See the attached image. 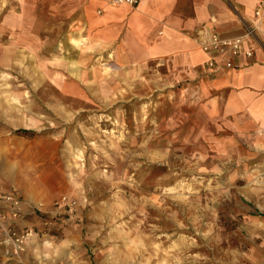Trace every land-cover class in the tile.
<instances>
[{
    "label": "rangeland",
    "instance_id": "1",
    "mask_svg": "<svg viewBox=\"0 0 264 264\" xmlns=\"http://www.w3.org/2000/svg\"><path fill=\"white\" fill-rule=\"evenodd\" d=\"M20 47L0 57V187L29 205V264H264V219L192 139L186 86Z\"/></svg>",
    "mask_w": 264,
    "mask_h": 264
},
{
    "label": "crops",
    "instance_id": "2",
    "mask_svg": "<svg viewBox=\"0 0 264 264\" xmlns=\"http://www.w3.org/2000/svg\"><path fill=\"white\" fill-rule=\"evenodd\" d=\"M259 1L139 0L130 7L105 0H0V57H18L21 44L50 46L51 57H111L118 69L152 70L186 86L194 98L192 139L210 145L212 156L226 161V173L237 171L238 193L256 208L250 215L264 219L257 209L264 207V135L256 133L264 127V17L254 15ZM213 33L242 40L232 67L225 66L228 55L200 48ZM31 218L21 224L31 226ZM38 237L8 264L35 262Z\"/></svg>",
    "mask_w": 264,
    "mask_h": 264
},
{
    "label": "built area",
    "instance_id": "3",
    "mask_svg": "<svg viewBox=\"0 0 264 264\" xmlns=\"http://www.w3.org/2000/svg\"><path fill=\"white\" fill-rule=\"evenodd\" d=\"M109 5H127L134 7L139 0H105ZM257 20L264 17V0H260L255 9ZM251 32V30H250ZM241 39L221 40L216 33H213L208 42L200 43V48L204 51H218L228 55L225 60L226 67H232L230 57L237 56L241 51ZM250 50L245 52L246 56H251ZM209 66H212L210 63ZM259 135H264V127L256 130ZM29 205L16 190H3L0 187V264H8L14 259H18L25 249L26 243L34 236L33 228L21 223L28 215Z\"/></svg>",
    "mask_w": 264,
    "mask_h": 264
},
{
    "label": "trees",
    "instance_id": "4",
    "mask_svg": "<svg viewBox=\"0 0 264 264\" xmlns=\"http://www.w3.org/2000/svg\"><path fill=\"white\" fill-rule=\"evenodd\" d=\"M16 132L21 133V134H26L25 130H17Z\"/></svg>",
    "mask_w": 264,
    "mask_h": 264
},
{
    "label": "bare ground",
    "instance_id": "5",
    "mask_svg": "<svg viewBox=\"0 0 264 264\" xmlns=\"http://www.w3.org/2000/svg\"><path fill=\"white\" fill-rule=\"evenodd\" d=\"M21 1V0H20ZM23 1V0H22ZM26 3V2H25ZM32 6V5H31ZM31 8V7H30ZM23 12V11H22ZM24 13V12H23ZM26 15V14H25Z\"/></svg>",
    "mask_w": 264,
    "mask_h": 264
}]
</instances>
